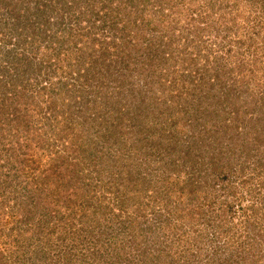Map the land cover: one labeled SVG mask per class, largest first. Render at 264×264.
I'll return each instance as SVG.
<instances>
[{"label":"rangeland","instance_id":"rangeland-1","mask_svg":"<svg viewBox=\"0 0 264 264\" xmlns=\"http://www.w3.org/2000/svg\"><path fill=\"white\" fill-rule=\"evenodd\" d=\"M102 231L89 264H264V0H0V264Z\"/></svg>","mask_w":264,"mask_h":264},{"label":"trees","instance_id":"trees-1","mask_svg":"<svg viewBox=\"0 0 264 264\" xmlns=\"http://www.w3.org/2000/svg\"><path fill=\"white\" fill-rule=\"evenodd\" d=\"M39 7H38V11L37 12H35L34 14H40V13H42V14H45L46 13V11H42L41 10V7L43 6V4L42 3H40L39 2ZM25 9V8H24ZM25 11H26V9H25ZM31 13V12H30ZM17 20L20 22V20H21V16L20 17H17ZM12 21H15V20H12ZM16 24H17V22H15ZM17 27H19L18 26V24H17ZM17 30H19V28H17ZM63 31H65V28L64 29H62V30H60V33H61V37H62V40L65 38V36L63 35L62 36V34H65V33H63ZM16 58V57H15ZM14 59V58H13ZM16 61V60H15ZM11 64H12V62L13 61H9ZM10 67H11V65H10ZM10 67H8V68H10ZM28 80L31 82L32 81V77H28ZM172 175V174H171ZM175 180H178V178H176V177H174V176H171L170 178H168L167 180H166V182L167 183H172L173 181H175ZM173 184V183H172ZM200 201V200H199ZM105 232V235H103V237H99V239L97 238V240L95 241V243L93 242V245L91 246L89 243L91 242V241H88L87 243L90 245V247H87V244H86V242H79L78 244H77V247L79 248V252H75V253H70V256L72 257V259H74L75 257L76 258H79V257H83L84 258V254H85V252H86V250L87 249H96V251L95 252H102L103 253V251H102V249L104 248V251L105 250H107L106 248H105V243L107 244V243H109V242H105V241H107V240H110L111 238L109 237V236H111V234L109 235V233L107 232V231H102L101 233H104ZM100 233V234H101ZM100 236V235H99ZM83 243H85V247H83L82 246V244ZM111 243V242H110ZM82 249H83V252H82ZM2 251H4V255H2V258L4 259V261H3V263H8V264H12L14 261H15V258L13 257V252L12 251H8V249L6 248V249H3ZM108 251V250H107ZM82 252V253H81ZM80 254H81V256H80ZM79 256V257H78ZM64 257L65 258H69L68 257V255H67V253H65V255H64ZM82 258V259H83ZM138 260H140V259H138ZM66 261V260H65ZM65 261H62V263L63 264H66L65 263ZM138 262V261H137ZM143 262V261H142ZM82 263H85V264H89L88 262H85V260L83 259V261H82ZM139 263V262H138Z\"/></svg>","mask_w":264,"mask_h":264}]
</instances>
